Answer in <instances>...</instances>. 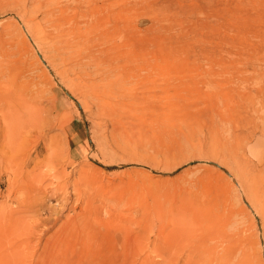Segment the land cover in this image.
<instances>
[{"label": "rangeland", "instance_id": "374dc122", "mask_svg": "<svg viewBox=\"0 0 264 264\" xmlns=\"http://www.w3.org/2000/svg\"><path fill=\"white\" fill-rule=\"evenodd\" d=\"M1 88L0 264H264V0H0Z\"/></svg>", "mask_w": 264, "mask_h": 264}, {"label": "bare ground", "instance_id": "6f19581e", "mask_svg": "<svg viewBox=\"0 0 264 264\" xmlns=\"http://www.w3.org/2000/svg\"><path fill=\"white\" fill-rule=\"evenodd\" d=\"M65 35H62V38L64 37ZM60 38V37H59ZM62 38L60 39V40H62ZM59 40V39H58ZM65 40V39H64ZM64 40H62V42L64 41ZM66 40H67V38H66ZM80 41H82V42H84V40H78V41H75V43L74 44H72V45H67L66 47H65V50L67 49V50H69L70 49V47H71V49L73 50V49H77V51H79L80 52V50H78L79 49V47L82 45V43H80ZM69 42V41H68ZM64 43V42H63ZM67 43V41H65V44ZM64 44V45H65ZM56 45H57V43H56ZM61 45V44H60ZM64 45L62 46V47H64ZM54 47H56V46H54ZM53 47V48H54ZM57 47H59V44L57 45ZM58 49V48H57ZM64 49V48H63ZM62 49V50H63ZM71 49L69 50V51H71ZM62 50H59V53H61V52H63ZM64 50V51H65ZM58 53V52H57ZM58 53V54H59ZM56 54V53H55ZM57 54V55H58ZM62 54V53H61ZM66 54V53H65ZM71 54L72 55H70V56H73V52H71ZM78 54V53H77ZM77 54L76 55H74V57L76 56V57H78L77 56ZM80 54V53H79ZM78 54V55H79ZM54 55V54H53ZM59 56V55H58ZM57 56V58H59V59H62V58H60V57H58ZM69 55H66V58L68 57ZM81 56H83V55H81ZM56 57V56H55ZM62 57H64L63 55H62ZM74 57H72V58H67V59H65V61L66 60H68V59H73ZM79 58V57H78ZM52 59H53V56H52ZM51 59V60H52ZM81 59V58H80ZM58 60V59H57ZM82 60V59H81ZM53 61V60H52ZM60 61V60H59ZM62 61V60H61ZM64 61V60H63ZM72 61V60H71ZM57 62V61H56ZM72 63H74V61L73 62H71L70 64L72 65ZM76 63V62H75ZM58 64H59V62H58ZM63 64H65V63H63ZM69 64V65H70ZM77 65L79 64V63H76ZM81 65V64H80ZM74 66H75V64H74ZM73 67V66H72ZM78 67V66H77ZM66 68V67H65ZM66 69H69V68H66ZM71 69V68H70ZM73 69V68H72ZM79 71V70H78ZM12 75V74H11ZM4 82V81H3ZM2 83V82H1ZM9 84V83H8ZM10 86H11V84H9ZM9 85H7V86H9ZM3 86H4V84H3ZM12 87V86H11ZM15 87V86H14ZM16 88V87H15ZM12 91H9V90H7V89H4V88H1L0 89V114L1 115H10L11 117H13L12 119H11V121L13 120V122L15 121V127H16V132L17 133H22L23 132V130L26 128V127H31L32 125H34L35 123H36V121H37V119H39L40 120V117H39V113H40V111H41V108L38 106V107H36V104H35V101H34V97H30L29 99L28 98H26V96H25V94H23L24 93V91L23 92H21V91H18V90H13V89H11ZM22 90V89H21ZM100 90V89H99ZM28 93H30V92H28ZM31 94H29V96H30ZM99 95V94H98ZM34 96V95H33ZM37 97V96H36ZM103 97V96H102ZM97 99V98H96ZM96 101H98V100H96ZM103 101V100H102ZM102 103V102H101ZM38 105V104H37ZM36 107V108H35ZM0 115V116H1ZM2 117V116H1ZM5 120V119H4ZM7 120V119H6ZM6 122V121H5ZM9 123H11V122H9ZM13 124V123H12ZM9 125V124H8ZM11 125V124H10ZM7 126V125H6ZM10 127V126H9ZM27 130V129H26ZM25 130V131H26ZM32 130V129H31ZM12 131V130H11ZM13 131H15V130H13ZM12 134V133H11ZM13 134H15V132L13 133ZM27 134H29V133H27ZM19 135V134H18ZM22 136V135H21ZM14 137V136H13ZM24 137V136H23ZM18 140V139H17ZM27 143V142H26ZM39 149V148H38ZM19 151V150H18ZM3 157V156H2ZM29 157V156H28ZM36 157H38V153H36L35 154V159H36ZM28 159V158H27ZM30 159V158H29ZM26 161V160H25ZM40 161V160H39ZM23 162V161H22ZM31 160H28L25 164H24V167H28V165L29 164H31ZM35 162V161H34ZM45 162V161H44ZM9 163V162H8ZM33 163V162H32ZM22 164V163H21ZM34 165V164H33ZM6 166V165H5ZM37 166V165H36ZM31 168V167H30ZM34 168H37V167H34ZM11 169V168H10ZM29 170V169H28ZM33 170V169H32ZM14 172V171H13ZM20 172H22V171H20ZM26 172V171H25ZM42 172V171H41ZM60 172V171H59ZM15 173V172H14ZM28 173H29V171H28ZM34 172H31V175L33 174ZM38 173V172H37ZM16 174V173H15ZM27 174V173H26ZM13 175V174H12ZM20 175V174H19ZM30 175V176H31ZM15 176V175H14ZM23 176H24V174H23ZM17 178V177H16ZM27 178V177H26ZM32 183V182H31ZM32 184H34V182L32 183ZM18 209V208H17ZM21 217V216H20ZM40 218H37L36 219V221H38ZM54 220V219H53ZM36 224V223H35ZM49 225H50V223H49ZM35 226V225H34ZM38 227H39V225H38ZM61 227V226H60ZM35 228V227H34ZM38 229V228H37ZM49 229L47 228V230H43V233H46V231H48ZM62 230V229H61ZM41 233V232H40ZM37 236V235H36ZM37 238H39V237H37ZM41 238V237H40ZM74 240L75 241H79V238H77V237H74ZM61 243L60 244H62V240L60 241ZM33 243V242H32ZM247 244H249V243H247ZM67 245H69V243H67ZM76 245V244H75ZM75 245H73V246H75ZM253 247V246H252ZM20 250V249H19ZM19 256V255H18ZM64 263V262H63Z\"/></svg>", "mask_w": 264, "mask_h": 264}, {"label": "crops", "instance_id": "0c3cea01", "mask_svg": "<svg viewBox=\"0 0 264 264\" xmlns=\"http://www.w3.org/2000/svg\"><path fill=\"white\" fill-rule=\"evenodd\" d=\"M71 140L72 141H75V143H78V142H81L82 139H81V136L79 133H75L71 136Z\"/></svg>", "mask_w": 264, "mask_h": 264}]
</instances>
